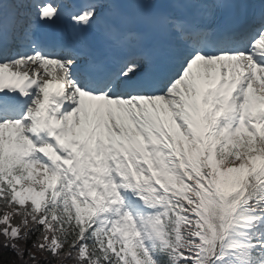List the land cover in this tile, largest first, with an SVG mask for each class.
<instances>
[{"label":"snow or ice","instance_id":"obj_1","mask_svg":"<svg viewBox=\"0 0 264 264\" xmlns=\"http://www.w3.org/2000/svg\"><path fill=\"white\" fill-rule=\"evenodd\" d=\"M157 7L0 0L2 264H264V0L222 33L188 14L223 0ZM132 9L168 34L159 63ZM65 13L119 58L41 47Z\"/></svg>","mask_w":264,"mask_h":264},{"label":"trees","instance_id":"obj_2","mask_svg":"<svg viewBox=\"0 0 264 264\" xmlns=\"http://www.w3.org/2000/svg\"><path fill=\"white\" fill-rule=\"evenodd\" d=\"M2 241H3V237H0V242H2ZM33 251H35V250L33 249ZM35 254H36L38 259L42 258L44 255L43 253H40V252H35ZM0 264H2V261H0ZM67 264H72V262L68 261Z\"/></svg>","mask_w":264,"mask_h":264}]
</instances>
